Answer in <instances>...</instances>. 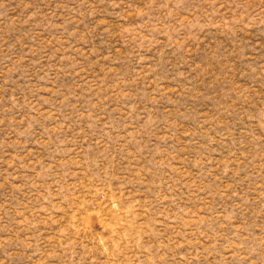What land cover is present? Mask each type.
I'll use <instances>...</instances> for the list:
<instances>
[{
  "label": "rangeland",
  "instance_id": "obj_1",
  "mask_svg": "<svg viewBox=\"0 0 264 264\" xmlns=\"http://www.w3.org/2000/svg\"><path fill=\"white\" fill-rule=\"evenodd\" d=\"M0 264H264V0H0Z\"/></svg>",
  "mask_w": 264,
  "mask_h": 264
}]
</instances>
